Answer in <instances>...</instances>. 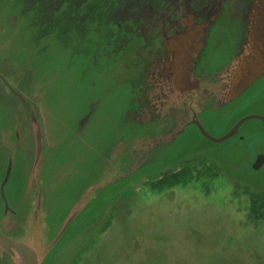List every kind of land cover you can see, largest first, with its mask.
<instances>
[{
  "label": "water",
  "instance_id": "obj_1",
  "mask_svg": "<svg viewBox=\"0 0 264 264\" xmlns=\"http://www.w3.org/2000/svg\"><path fill=\"white\" fill-rule=\"evenodd\" d=\"M8 2L9 27L5 26L9 30L0 33V39L9 40V59L19 65H12L11 70L24 76L29 73L32 84L42 90L41 98L47 93L54 99L57 95L64 102L55 106L57 114L72 117L71 123L55 126L56 135L62 134L57 138L66 145L71 139L80 149L78 154L91 161L98 158V148L109 149L113 144L94 165L92 187L67 212L60 216L52 208L44 218L43 201L37 199L24 240L8 236L0 228V256L8 254L11 264H44L82 214L106 195L144 170L160 167V175L165 166L172 170L170 163L177 156L168 155L167 150L192 126L213 142L234 136L249 120L255 122V128H264V113L252 111L226 134L213 137L202 119L206 114L214 117L264 85V0ZM43 41L45 46L39 48ZM25 48L34 53L30 61ZM35 65L40 70L38 79ZM10 88L29 113L34 137L22 202L31 181L46 166V147L36 110L23 94ZM80 97H85L84 104L78 102ZM254 98L253 106L260 107L264 100L260 95ZM102 113L106 115L101 118ZM76 122L81 129L85 127L83 133H78L79 128L68 135ZM87 136L88 145L82 139ZM14 160V156L9 159L0 180L4 206L1 209L0 205V214L17 208L6 195ZM117 160L119 169L114 171ZM263 165L264 152L256 155L254 168ZM97 172L102 174L99 179ZM53 222L57 232L50 240L47 230ZM81 236L83 247L76 254L89 244L83 240L89 235Z\"/></svg>",
  "mask_w": 264,
  "mask_h": 264
},
{
  "label": "rangeland",
  "instance_id": "obj_2",
  "mask_svg": "<svg viewBox=\"0 0 264 264\" xmlns=\"http://www.w3.org/2000/svg\"><path fill=\"white\" fill-rule=\"evenodd\" d=\"M12 65L19 66L17 62H10L9 74ZM39 74V66L35 65L36 79ZM13 77L17 84L24 81L27 97L40 112L42 124L52 133L56 134V127H60L61 122H72L68 114L59 115L55 111V106L64 103L62 99L57 95L54 99L49 93L41 98L42 90L32 84L29 73ZM248 95L214 117L204 115L206 130L213 137H220L246 114L252 111L264 113V101L260 107L253 106L254 95H260L264 100V85L256 86ZM14 104L20 106L17 102ZM9 107L14 109L11 113L16 122V105L9 103ZM105 115L102 113L101 118ZM23 118L24 122H29L26 113ZM254 125L255 122L249 120L234 136L221 142L205 138L193 126L189 128L167 150L168 155L173 154L178 159L170 163L174 167L172 170L170 165L165 166L162 174L176 172L183 163L205 156L202 163L208 167L199 166L187 179L173 183L155 182L162 177L158 172L160 167L137 174L83 213L81 220L74 224L80 228L70 238H64L61 251L47 264H70L77 249L83 247L82 233L89 235L83 238L87 242L92 232L91 241L76 254L79 256L80 253V256L78 260L73 259L74 264H264V206L253 211L251 193L247 191L250 187L257 193H264V165L254 168L256 155L264 152V128H255ZM50 138L49 133V141L44 143L45 169L46 190L53 203L56 192L53 180L57 172L73 171L79 158L87 155L78 154L65 166L63 163L55 165L53 161L56 162L60 149L50 142ZM183 150L182 155L177 154ZM19 160L16 158L13 162L6 187L8 202L10 198L12 204L21 197L26 179V164L22 166ZM4 170L5 164L0 163V180ZM0 205L3 209L1 199Z\"/></svg>",
  "mask_w": 264,
  "mask_h": 264
},
{
  "label": "flooded vegetation",
  "instance_id": "obj_3",
  "mask_svg": "<svg viewBox=\"0 0 264 264\" xmlns=\"http://www.w3.org/2000/svg\"><path fill=\"white\" fill-rule=\"evenodd\" d=\"M9 2L8 0H0V33H3L9 30V16L7 15L9 12ZM5 24L8 25V27L5 26ZM39 48H43L45 46V42L43 41L41 44L39 43ZM26 49V48H25ZM34 51V50H32ZM24 55L26 56L27 60L30 61L34 57V53H28L27 49L25 50ZM9 40L6 39L2 41L0 39V160L2 165L5 164V170L9 163V159L14 156L16 158H20L19 163L24 166L26 164V179L24 182V187L22 190V196L26 191L25 187H27L28 184V178L30 170L27 171L28 168L31 167V163L33 160L34 155V137H33V130H32V124L30 122V116L26 109V107L23 105V103L20 101V99L13 93L10 86L14 88L15 90L19 91L25 98L28 100V102L32 105L30 99L27 97L25 90L23 89V86H25L23 83L24 81H21L20 84H17L14 81L13 75L17 74L15 71L11 70V73L9 74ZM27 79V77H26ZM95 86V82L92 81ZM252 94V93H251ZM250 94V95H251ZM10 100V102H9ZM18 103L20 106H17ZM80 104H84L86 102L85 97H80V101L78 100ZM10 105H16L15 111L17 112V119L16 122H14L11 112H14ZM33 106V105H32ZM33 108L38 111L34 106ZM84 108V107H83ZM85 109V108H84ZM93 109L92 106H90V110ZM41 113L43 110V107L40 109ZM78 111V108L76 109ZM85 111V110H82ZM81 111V112H82ZM80 112V114H81ZM24 113L27 114V117L29 119V122H24L23 115ZM85 114V113H83ZM38 118L41 122V116L40 112H37ZM13 121V122H12ZM42 132H43V138L44 142L49 141V133L51 134L50 142L53 143L57 148L60 149V155L56 159V162L53 161L56 165V163H63V165H67V163H71L72 160L77 156L79 148L75 146L70 139L69 144L66 145L63 142H60L58 140L57 136L62 137V134L56 135L54 132L50 131L47 127L44 126L41 122ZM90 127V126H88ZM81 129L80 122H76L74 124V128L71 127L68 129V135H70V131H74L77 133V131ZM85 128V127H84ZM84 128L81 129V132H78L80 134L83 133ZM120 130V127H119ZM66 132V130H64ZM47 132V133H46ZM79 134V135H80ZM56 135V136H53ZM77 135V134H76ZM83 142L89 143L88 136L82 138ZM121 140L117 142L119 145ZM81 143V142H80ZM109 145V144H108ZM116 145V144H115ZM114 145V146H115ZM113 144L110 146L109 149L104 148H98L97 149V155L98 158L102 153L105 152V150L108 151V153L112 150ZM98 158L96 161H91L90 158L84 157L79 158L81 159L80 163H77L78 165L75 166V169L72 171H66V172H57V166H56V172L57 174L54 177L55 181V193H54V202H50V193L46 190V169L45 165L43 170H40L36 177L31 181L30 183V192L27 194L24 200L21 202L22 196L15 201V205L17 208H9L8 211H4V213L1 214L0 218V228L3 230V232L13 238L25 239V234L27 232L28 226H29V219L31 214L33 215V210L36 206L37 199H41L43 201V213L44 218L47 214V212L50 214V212L54 208L55 210L58 209L59 214L61 216L62 212H67V210L75 203V201L78 199V196L80 194H85L86 191H89V189L92 187L93 179H94V165L96 164ZM25 159V161H24ZM117 161L114 162V165H116L114 171L116 169H119L117 166ZM113 171V172H114ZM5 173V172H4ZM101 173L97 172L96 179H99L101 177ZM10 189V186H9ZM11 193V190H9V194ZM9 203L13 207V201H10ZM89 215V214H88ZM81 220V219H80ZM59 220H57L58 222ZM44 225H45V219H44ZM81 223V221L79 222ZM91 223H88V225L92 228ZM80 228V225H74L71 227L64 235V237L61 239V241L55 246L51 254L49 255L47 261L44 264L48 263V260L50 258L55 257V254L61 249V247L64 245V238L67 239L70 238L71 235L75 234L76 231ZM84 229V228H83ZM86 231V229H85ZM57 232V226L53 222L49 225L47 234L48 238L51 240L55 233ZM86 233V232H85ZM83 234V233H82ZM93 235L91 236L92 239ZM66 239V240H67ZM90 239V241H91ZM45 241H46V235H45ZM64 241V242H63ZM63 242V243H62ZM88 246V243L80 250V252L85 249ZM55 250V251H54ZM61 251V250H60ZM59 253V252H58ZM80 256V253H79ZM79 256L76 255L74 259H79ZM78 257V258H77ZM76 260V261H77ZM12 259L8 254H4L0 256V264H11ZM73 259L70 262V264L73 263ZM75 261V262H76Z\"/></svg>",
  "mask_w": 264,
  "mask_h": 264
},
{
  "label": "trees",
  "instance_id": "obj_4",
  "mask_svg": "<svg viewBox=\"0 0 264 264\" xmlns=\"http://www.w3.org/2000/svg\"><path fill=\"white\" fill-rule=\"evenodd\" d=\"M205 157H201L200 159L191 160L190 162L183 163L178 171L170 172V173L165 172L162 174V177L157 179L155 182L158 183L165 181V182L173 183V182H178L179 180L187 179L188 175H190V173L195 168L198 169L199 166H201L202 168L208 167L202 163L204 159H206ZM247 191L248 192L250 191L251 193V203L253 206V211H258L259 210L258 206H264V193L263 192L257 193L256 191H253L252 188L250 187L247 188ZM262 216H264V213L262 214Z\"/></svg>",
  "mask_w": 264,
  "mask_h": 264
}]
</instances>
